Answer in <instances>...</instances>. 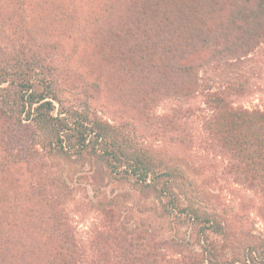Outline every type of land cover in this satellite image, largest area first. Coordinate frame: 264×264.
<instances>
[{"label":"trees","instance_id":"1","mask_svg":"<svg viewBox=\"0 0 264 264\" xmlns=\"http://www.w3.org/2000/svg\"><path fill=\"white\" fill-rule=\"evenodd\" d=\"M64 39L74 42L82 69H73L75 80L116 95L136 115L128 122L157 125L189 145L180 121L192 111L159 115V103L199 92L206 65L258 49L264 0H0V264H81L55 179L24 169L42 156L87 162L96 181L132 183L120 194L98 188L104 230L96 244L107 258L264 264V240L243 257L230 251V223L184 203L178 172L97 113L66 105L54 77L59 67L46 55L47 47L63 50ZM206 105L203 150L224 159L227 177L264 197V108L235 106L217 91ZM136 194L150 203L125 204Z\"/></svg>","mask_w":264,"mask_h":264},{"label":"rangeland","instance_id":"2","mask_svg":"<svg viewBox=\"0 0 264 264\" xmlns=\"http://www.w3.org/2000/svg\"><path fill=\"white\" fill-rule=\"evenodd\" d=\"M42 40L48 42L50 39ZM62 45L63 50L58 52L47 47L46 55L48 61H53L59 67L54 77L59 96L66 105L97 113L120 127L135 146L158 160H164L167 169L178 172L180 176L177 178L176 190L184 203L199 209L200 213L220 215L230 223V251L243 257L249 248L264 240V197L227 177L224 173V159L204 151L201 145L205 137L203 118L209 113L206 105L209 92L223 94L235 106L264 108V43L242 59L211 63L203 67L200 71L202 86L196 94L187 98H170L159 103L155 111L159 115L173 114L179 110L192 111L190 117L180 121L192 138L189 145L161 132L157 125L128 122L136 115L116 95L94 93L82 78L75 80L72 77L73 69L82 72L74 58V42L64 39ZM229 84L237 85L236 91L225 89ZM96 167L100 169L98 165ZM24 169L42 171L46 174L44 177L47 183L55 179L59 192L64 195L61 201L82 250L81 264H124L117 256H103L97 247L96 241L104 230V222L95 201L99 198L96 196L98 188L106 189L110 195L120 194L133 191L132 183L116 184L108 175L96 181L91 164L75 158L42 156ZM25 179L28 182L30 177ZM112 184H115L114 191ZM139 199L141 203H150V200L146 202L145 198L136 194L128 196L125 204L130 205Z\"/></svg>","mask_w":264,"mask_h":264}]
</instances>
